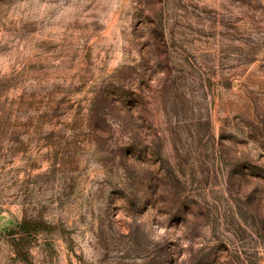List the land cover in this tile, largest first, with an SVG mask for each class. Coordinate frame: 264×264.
Masks as SVG:
<instances>
[{
	"label": "rangeland",
	"instance_id": "rangeland-1",
	"mask_svg": "<svg viewBox=\"0 0 264 264\" xmlns=\"http://www.w3.org/2000/svg\"><path fill=\"white\" fill-rule=\"evenodd\" d=\"M0 264H264V0H0Z\"/></svg>",
	"mask_w": 264,
	"mask_h": 264
}]
</instances>
